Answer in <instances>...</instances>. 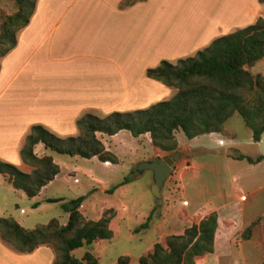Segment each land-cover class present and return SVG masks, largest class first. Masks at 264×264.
<instances>
[{
  "label": "crops",
  "instance_id": "0c3cea01",
  "mask_svg": "<svg viewBox=\"0 0 264 264\" xmlns=\"http://www.w3.org/2000/svg\"><path fill=\"white\" fill-rule=\"evenodd\" d=\"M124 1L37 0L29 25L0 62V160L17 167L23 163L20 152L33 125L67 137L78 132L77 121L87 113L105 116L133 111L129 110L133 102L144 101L147 108L171 99L176 89L147 78L146 70L162 60L192 57L229 34L227 29L246 6L241 2L233 11H222L217 0H144L122 7ZM182 139L180 147L185 144ZM239 155L263 157L229 154V164L222 166L227 183L219 179L217 195L192 211L186 203L160 205L164 216L156 226L160 229L157 243L183 235L216 214L213 255L223 230L219 254L225 264H264V206L256 199L264 187L251 189L264 161L249 164L235 158ZM184 178L185 174L179 179L184 182ZM2 182L8 183L0 175ZM161 194L163 199L169 197L163 190ZM172 210L175 214L167 216ZM55 260L48 246L22 254L0 240V264H53Z\"/></svg>",
  "mask_w": 264,
  "mask_h": 264
},
{
  "label": "trees",
  "instance_id": "16d2710c",
  "mask_svg": "<svg viewBox=\"0 0 264 264\" xmlns=\"http://www.w3.org/2000/svg\"><path fill=\"white\" fill-rule=\"evenodd\" d=\"M137 1L144 0H125L122 5L129 6ZM36 2L16 0L18 10L6 18L0 34V44L7 43V48L0 51V58L16 46L17 33L29 25ZM259 2L264 4V0ZM263 59L264 20L260 18L254 24L214 39L192 57L176 62L162 60L158 66L148 68L147 78L176 89L169 100L144 109L115 111L102 118L87 113L77 121L81 131L78 137H59L43 125H33L20 155L22 161L35 170L28 174L0 160V175L6 177L13 189L36 200L31 203L32 209L40 208L43 203L59 204L68 220L61 224L53 219L46 225L26 229L13 217H0V240L22 254L32 253L42 246L52 247L59 254L53 264H100L88 251L82 257L78 255L84 248L113 238L111 217L86 221L80 211L85 200L83 196L69 202L62 198L37 201L41 190L60 173L51 153L84 159L98 157L101 162L116 163L115 157L106 152L99 135L114 136L121 131L129 132L134 138L148 135L153 154H158L155 149L176 152L180 148L177 138L192 140L221 133L225 122L234 115L243 119L255 143L263 142L264 81L250 70ZM235 158L249 164L264 161V157L253 159L239 155ZM130 180L125 177L110 192L114 193ZM150 218L151 215L142 229L148 228ZM217 228L218 217L211 214L198 225L187 228L183 235H171L165 244L156 243L153 251L142 256L138 264H198V260L213 256ZM134 262L130 256H122L116 264Z\"/></svg>",
  "mask_w": 264,
  "mask_h": 264
},
{
  "label": "rangeland",
  "instance_id": "374dc122",
  "mask_svg": "<svg viewBox=\"0 0 264 264\" xmlns=\"http://www.w3.org/2000/svg\"><path fill=\"white\" fill-rule=\"evenodd\" d=\"M217 1H220V10L222 11L226 8H231L230 10L233 11L237 4L246 3L238 18L239 20L231 25L226 32L232 33L254 24L260 18L264 20V4H261L259 0ZM17 10L16 0H0L1 35L6 18L13 15ZM215 11L217 14L221 12ZM6 48L7 43L0 44V51ZM250 70L254 76L260 75L264 81V59L251 67ZM146 105L147 103L144 101L133 102L129 110L144 108ZM120 112H124V110ZM96 116L104 117L98 113ZM224 128L226 131L217 135L206 134L188 141L182 137L184 141L182 143H185L184 147L181 146L176 152L164 153L155 149L160 157L169 156L176 163V168L163 188V194L166 193L169 197L166 196L167 198H162L161 201H157L150 190L153 183L152 172L145 171L139 176L135 171L137 163L156 157L153 154L149 136L134 138L127 131H121L114 136L99 135L106 152L115 157L116 163L101 162L98 157L84 159L79 156L70 157L50 152L55 163L60 167V173L54 181L41 190L37 201H45L46 198H62L65 202H69L78 197H85L80 208L85 220L98 221L103 217H111L110 227L113 231V238L108 241H99L95 246L84 248L78 256L82 257L88 251L98 258L100 264H116L120 257L130 256L131 259L135 260L132 264H138V260L142 256L153 251L154 245L158 241L160 229L159 227L157 229L156 226L161 223L160 219L164 216L161 215V206H183L186 203L190 206L189 210L192 211V209L206 204L217 195V181L219 179L223 183H227L222 179V175L224 176L222 166L229 164L227 162L229 154L242 152L250 156L264 157V141L255 143L252 140L251 130L239 115H234L225 122ZM80 133L81 131L78 130L71 137H78ZM61 137L63 136L61 135ZM177 141L179 142L178 138ZM231 147H237V149ZM38 148V152L42 154L43 151ZM240 164L244 166L246 163ZM201 165L205 168L197 172ZM185 166H192L189 169L192 172L185 170ZM18 168L28 174H32L35 170L33 166L24 162ZM212 168L217 169L216 173L211 171ZM184 174L185 178L182 182L179 178ZM125 177L131 178L130 182L119 187L114 193L110 192ZM252 184L251 189L260 185L264 187V166ZM256 199L264 206V188L256 195ZM33 201L36 200L29 199L21 191L17 192L9 183H0V217H13L26 229H35L41 225H46L53 219H57L61 224L67 223L68 215L59 204L43 203L40 208L32 209L31 203ZM214 202L216 204L221 203L220 200ZM154 207L155 209L151 212ZM173 214L175 212L172 210L167 216L170 217ZM150 215L148 228L142 229L141 226L147 222ZM223 233V230L219 233L220 240H218L216 255L204 257L203 261H197L198 264H225L223 255L219 254ZM165 242L166 239L161 243L165 244ZM55 254L58 258L59 254L57 252ZM248 264L252 263L248 262Z\"/></svg>",
  "mask_w": 264,
  "mask_h": 264
},
{
  "label": "water",
  "instance_id": "95a60500",
  "mask_svg": "<svg viewBox=\"0 0 264 264\" xmlns=\"http://www.w3.org/2000/svg\"><path fill=\"white\" fill-rule=\"evenodd\" d=\"M176 168L175 161L169 157H155L150 160L141 161L136 165V173L140 176L145 171H151L153 174V183L150 188L152 195L157 201L162 199V190L166 181Z\"/></svg>",
  "mask_w": 264,
  "mask_h": 264
},
{
  "label": "built area",
  "instance_id": "2783aa9c",
  "mask_svg": "<svg viewBox=\"0 0 264 264\" xmlns=\"http://www.w3.org/2000/svg\"><path fill=\"white\" fill-rule=\"evenodd\" d=\"M191 169L190 166H185V170Z\"/></svg>",
  "mask_w": 264,
  "mask_h": 264
}]
</instances>
